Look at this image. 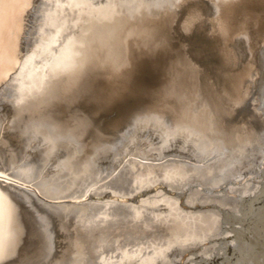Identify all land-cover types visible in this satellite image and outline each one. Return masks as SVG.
Returning <instances> with one entry per match:
<instances>
[{
  "label": "bare ground",
  "instance_id": "obj_1",
  "mask_svg": "<svg viewBox=\"0 0 264 264\" xmlns=\"http://www.w3.org/2000/svg\"><path fill=\"white\" fill-rule=\"evenodd\" d=\"M91 2L115 4L116 0ZM200 6L206 15L213 13L204 0ZM246 7L258 18L259 28L249 33L251 50H255L256 38L264 33V0H250ZM18 11L5 8L8 17H15ZM52 22L58 27L55 16ZM126 25L132 26L127 16H117L113 24L96 25L92 35L99 40L114 30L113 38L124 40L125 48L131 50L134 41L128 39ZM57 27L45 30V35L50 33L54 39L41 52H56L51 44L59 43L55 39ZM197 39L206 42L208 54L198 58L205 68L201 79L205 91L220 101L221 132L213 137L203 112L190 117L185 123L196 134L185 145L187 150L172 146L181 144L179 134L161 148L160 131L146 123L118 133L119 139L94 151L90 146L82 147L72 157L63 144L57 143L55 151L43 157L45 149L33 151L35 145L22 129L29 118L41 119L30 93L34 94L35 86L50 69L40 54L31 59L19 55L13 59L11 52L6 54L0 70L4 77L0 119L11 122L17 115L20 119L11 134L5 125L0 139V185L9 190L0 195V205L12 211L9 242L13 254L0 264H16V259L19 264H52L43 258L31 216L20 214L15 197L21 195L29 203L47 202L49 211L66 218L76 229L72 235H79L85 252L91 249L94 256L102 258L100 264H121L122 259L123 264H264V121L249 118L257 103L264 102V68L255 90L249 93L252 85L246 73L255 69L249 67L248 43L230 40L232 62L222 70L207 38L201 35ZM138 78L147 84L155 82L147 61ZM241 93H245L241 101L244 106L229 109L232 95ZM21 100L23 104L17 103ZM245 120L248 123L240 127ZM110 131L116 133L118 128ZM197 136L199 142L194 146ZM87 140L85 133L80 143ZM145 222L149 228L143 227ZM63 235L56 236L57 251L52 253L56 264H69L67 257L72 254L71 242L61 239ZM137 248L138 259L123 257L124 249L132 257ZM76 264L96 261L78 258Z\"/></svg>",
  "mask_w": 264,
  "mask_h": 264
},
{
  "label": "snow or ice",
  "instance_id": "obj_2",
  "mask_svg": "<svg viewBox=\"0 0 264 264\" xmlns=\"http://www.w3.org/2000/svg\"><path fill=\"white\" fill-rule=\"evenodd\" d=\"M201 2L116 0L115 4L93 5L91 0H0V70L9 52L13 59L16 55L31 59L40 54L50 69L35 86L34 94L30 93L32 104L41 112V119L29 118L23 122L22 130L35 145L33 151L43 148L42 156L47 157L60 143L67 148L68 156L74 157L82 147L90 146L94 151L113 139H119L118 133L143 127L146 123L160 131L161 148L174 138V134H179L181 144L172 146L185 149L196 134L195 129L185 122L202 112L209 132L213 137L218 135L221 132L220 101L207 93L202 83L205 68L198 58L208 52L206 42L197 38L201 35L207 38L214 47L217 67L222 70H227L232 62L230 40L240 39L248 43L249 67L255 69L246 73L252 85L250 93L260 79V69L264 68V33L256 38V48L251 50L249 33L257 30L259 23L256 14L246 7L250 0H204L213 8V13L208 15L201 8ZM6 7L19 11L15 17H8ZM126 8L130 9L127 13L124 12ZM124 15L132 22L131 27L125 26L128 39L134 41L131 50L125 48L124 40L113 38L114 30L99 40L93 37L96 25L113 24L117 16ZM53 16L58 27L52 22ZM52 27H57L55 39L59 43L51 44L56 52H41V48L54 39L50 33L45 35V30ZM32 32L36 35L30 36ZM144 61L151 67L155 80L152 84L138 78ZM3 84L0 71V86ZM244 95L233 94L229 109L242 108ZM17 103L23 104V101ZM106 115L110 118L102 120ZM249 118L264 121V102L257 103ZM17 119H20L19 115L11 122L0 119V139L5 125L9 134L16 130L13 125ZM247 123L245 120L240 127ZM114 128H118V132L110 131ZM85 133L88 140L82 145L80 141ZM225 138L235 139L234 136ZM198 142L197 136L193 145ZM261 162H264V156ZM0 189V195L9 191L2 185ZM15 200L21 206L20 214L32 218L44 259L56 264L52 255L57 251L56 236L65 233L61 239L71 242L72 254L67 257L69 264H76L78 258L100 264L102 258L94 256L91 249L84 251L79 235H72L76 229L67 223L66 218L49 211L47 202L29 203L22 195ZM11 220L12 211L0 205V261L13 256L9 242ZM143 227L149 228V223L145 222ZM115 243L118 245L119 242ZM133 251L135 254L128 257L127 249H124L123 257L138 259L139 249Z\"/></svg>",
  "mask_w": 264,
  "mask_h": 264
},
{
  "label": "water",
  "instance_id": "obj_3",
  "mask_svg": "<svg viewBox=\"0 0 264 264\" xmlns=\"http://www.w3.org/2000/svg\"><path fill=\"white\" fill-rule=\"evenodd\" d=\"M65 202H68V201H49V203H53V204L65 203Z\"/></svg>",
  "mask_w": 264,
  "mask_h": 264
}]
</instances>
